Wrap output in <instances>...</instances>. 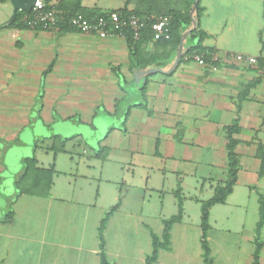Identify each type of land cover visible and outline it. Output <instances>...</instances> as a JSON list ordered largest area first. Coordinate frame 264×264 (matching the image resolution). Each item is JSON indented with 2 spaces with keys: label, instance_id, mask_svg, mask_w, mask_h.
<instances>
[{
  "label": "crops",
  "instance_id": "crops-1",
  "mask_svg": "<svg viewBox=\"0 0 264 264\" xmlns=\"http://www.w3.org/2000/svg\"><path fill=\"white\" fill-rule=\"evenodd\" d=\"M199 3L201 44L211 58L200 64L198 55L184 54L171 70L177 50L171 57V47L153 39L144 55L171 59L168 65H132L122 36L0 27L13 31L0 33V123L8 130L0 134V175L10 145L32 147L31 155L13 151L15 190L0 198L2 212L13 210L10 222L3 221L7 211L0 217V264H98V225L116 203L103 231L106 256L111 264H144L150 231L160 235L163 220L177 211L178 188L183 217L151 264H203L200 202L226 180L225 128L234 121L237 180L225 202L209 210L208 242L212 264L252 263L260 197L264 205L257 156L259 146L264 154V0ZM186 4L80 1L85 9L141 15ZM186 37L182 54L197 41ZM236 54L256 61H238ZM135 86L132 97L128 89ZM61 144L63 151L52 149ZM32 156L53 170L47 196L18 194L16 181ZM259 239L264 264V220Z\"/></svg>",
  "mask_w": 264,
  "mask_h": 264
},
{
  "label": "trees",
  "instance_id": "trees-1",
  "mask_svg": "<svg viewBox=\"0 0 264 264\" xmlns=\"http://www.w3.org/2000/svg\"><path fill=\"white\" fill-rule=\"evenodd\" d=\"M46 2L47 8L54 6L57 10H59L61 19L57 23L58 29L61 31L67 30H75L69 26L67 23V18L70 15L81 13L85 16H96L103 14L106 11H99L96 9H85L80 6L81 0H76L74 2L62 0L57 5H51L49 3L50 0H44ZM186 5L181 7L180 9L171 8L166 13L158 14L155 13L156 16L167 15L170 16V38L167 40L159 39L156 42H160L162 48L170 46L171 50V57L175 55V52L178 48L180 37L183 32L190 29L191 27V16H190V9L194 0H185ZM124 14H135L140 18H144L145 15H141L135 11H127L126 9H117ZM202 12V7L197 1L196 8L193 12V16L196 21V26L192 30L189 31L187 37L196 36L197 41L195 44L188 47V49L181 55L180 59L184 54L188 55H201L204 60L211 58V50H205L202 47V40L205 37V33L199 28V19ZM32 11L26 12L24 10H18L16 12L15 18L8 22L5 21L0 24V27L4 28H17V29H27L28 26L26 23L22 21L23 16H30ZM77 31V30H76ZM186 37V39H187ZM124 39L128 46V50L130 53V62L132 65L135 66H147L151 64L157 65H168L171 59H162L158 56L149 53L144 55L143 53V45L146 42L152 40V31L149 28H145L141 31L140 36L138 38H133L129 31L125 32ZM185 39V41H186ZM147 57V58H146ZM179 59V60H180ZM144 86L140 88L143 90ZM242 98L239 97V100ZM141 106L145 105V103L139 104ZM237 121L228 127L225 128L226 137H227V175L226 180L217 185L214 188L213 195L205 200L200 202V228H201V235H200V246H201V257L203 264H212L213 259L211 255V249L208 242V232L210 229L209 225V210L215 204H220L225 202L228 195L232 192L233 187L237 180V172H238V158L235 152V147L238 141L233 137L234 133L237 132ZM63 144L60 146H52L54 151H63ZM101 158H103V150H100L97 154ZM258 158L261 161L260 173L264 171V154L262 148L258 147ZM52 177H53V170L51 168L44 169L37 166L36 158L34 156L25 159L24 167L22 173L18 177L16 181V188L18 194H29V195H37V196H47L49 194V190L52 184ZM174 195L177 200V211L174 215L170 216L167 219L163 220V229L160 235L154 234L150 231V238H151V251L148 255H146L144 264H151L156 261L158 256V251L160 249H167L169 247V236H170V229L171 226L181 221L183 217V197L181 196L180 189H176ZM119 203H116L112 206L107 212H105L104 216L101 218L97 234L99 240V262L98 264H111L108 260L106 253H105V241L103 236L104 227L108 217L117 209ZM13 217V210L10 208L7 213L5 214L3 221L10 222ZM264 220V205L263 200L260 197L259 199V219L255 227L256 237L254 239V252H253V259L251 264H259L258 262V255L262 246V242L260 241V229L263 225Z\"/></svg>",
  "mask_w": 264,
  "mask_h": 264
},
{
  "label": "built area",
  "instance_id": "built-area-1",
  "mask_svg": "<svg viewBox=\"0 0 264 264\" xmlns=\"http://www.w3.org/2000/svg\"><path fill=\"white\" fill-rule=\"evenodd\" d=\"M44 0H35L30 11V16H23L22 21L27 24L29 29L51 30L57 28V23L61 19L59 10L54 6L47 8ZM67 23L73 29L87 33L95 34L99 38H108L113 36L124 37L125 32L129 31L132 37L138 38L143 29L149 28L152 31V39L167 40L170 38V16H156L149 14L140 18L135 14H124L118 10H108L103 14L96 16H85L76 13L68 16ZM238 61H244L248 64L255 63L253 56H244L242 54L234 55ZM197 62L204 64L202 56H196Z\"/></svg>",
  "mask_w": 264,
  "mask_h": 264
},
{
  "label": "rangeland",
  "instance_id": "rangeland-1",
  "mask_svg": "<svg viewBox=\"0 0 264 264\" xmlns=\"http://www.w3.org/2000/svg\"><path fill=\"white\" fill-rule=\"evenodd\" d=\"M7 0H0V24H2L3 22H5L9 16L11 15V8L9 7ZM36 30V29H33ZM43 30V29H41ZM0 33L1 34H8L11 35V33H13L12 30H7V29H0ZM192 40H194L192 37H187L186 39V43L188 42V44L192 43ZM129 92H131L133 94L132 97H136L135 93L137 92V86H135L132 89H128ZM35 128L38 130L37 134H44V131L41 127H39V124L37 123ZM27 130L25 129L24 131H22L20 134H26ZM7 134L8 130L6 129L5 123H0V134ZM2 143H4V141H2ZM22 147V148H19ZM8 148V147H7ZM25 150V152H27V154H30L29 152L32 151V147H28L27 149L23 147V145H18L16 146V144L10 145V149L8 150V155L6 156V164H7V171L3 172L0 176V186L3 188L2 191V195H0V198H4V193H8L10 191H12V174L16 171L17 167H16V157L13 156V151H19V150ZM31 155V154H30ZM28 155V156H30ZM13 190H15L13 188ZM2 202H0V217H2L1 215H3L4 213H6L7 208L4 210V212H2ZM3 213V214H2Z\"/></svg>",
  "mask_w": 264,
  "mask_h": 264
},
{
  "label": "water",
  "instance_id": "water-1",
  "mask_svg": "<svg viewBox=\"0 0 264 264\" xmlns=\"http://www.w3.org/2000/svg\"><path fill=\"white\" fill-rule=\"evenodd\" d=\"M8 1L11 4L12 10H11V15L9 16V18L6 21L10 22V21H12L15 18L16 12L18 10H24L26 12H29L31 10L35 0H8ZM197 1L198 0H194V3L192 4L191 9H190L191 27H190V29L186 30L185 32H183L181 34L180 42H179V45H178V48H177V52H176V56H175V60H174V62L172 64L170 70L173 67H175V65L177 64L178 60L180 59V56H181L182 50H183V40H184V38L186 37L188 32L190 30H192L193 28H195V26H196V21H195V18L193 16V12H194V10L196 8ZM154 70L162 71L159 68H154ZM142 71L144 73H145V71L148 72V70H142Z\"/></svg>",
  "mask_w": 264,
  "mask_h": 264
}]
</instances>
